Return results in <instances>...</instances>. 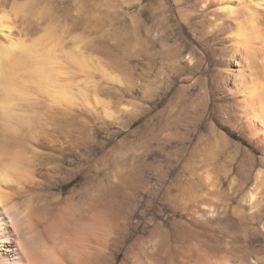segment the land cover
<instances>
[{"label":"bare ground","instance_id":"bare-ground-1","mask_svg":"<svg viewBox=\"0 0 264 264\" xmlns=\"http://www.w3.org/2000/svg\"><path fill=\"white\" fill-rule=\"evenodd\" d=\"M199 1L237 59L231 115L264 153V0ZM85 38L0 0V264H264V156L227 183L199 135L190 158L121 138L141 113L112 108L101 85L122 83L120 64Z\"/></svg>","mask_w":264,"mask_h":264},{"label":"rangeland","instance_id":"rangeland-1","mask_svg":"<svg viewBox=\"0 0 264 264\" xmlns=\"http://www.w3.org/2000/svg\"><path fill=\"white\" fill-rule=\"evenodd\" d=\"M27 1L39 3L56 23L102 46L120 64L124 79L101 85L105 97L123 122L141 113L121 138L128 136L139 147L149 138L166 137L175 145L184 144L190 158L199 135L225 180L250 169L251 157L264 156L263 145L250 135L240 115H231L239 98L228 95L223 78L229 73L225 83L233 82L236 73L228 71L236 68L237 59L229 32L212 29L216 14L211 6L199 0ZM213 141H226L225 148ZM244 149L249 156L241 152Z\"/></svg>","mask_w":264,"mask_h":264},{"label":"trees","instance_id":"trees-1","mask_svg":"<svg viewBox=\"0 0 264 264\" xmlns=\"http://www.w3.org/2000/svg\"><path fill=\"white\" fill-rule=\"evenodd\" d=\"M232 135H235V134H232Z\"/></svg>","mask_w":264,"mask_h":264}]
</instances>
